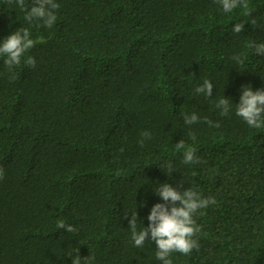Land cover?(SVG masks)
Returning <instances> with one entry per match:
<instances>
[{
    "label": "trees",
    "instance_id": "trees-1",
    "mask_svg": "<svg viewBox=\"0 0 264 264\" xmlns=\"http://www.w3.org/2000/svg\"><path fill=\"white\" fill-rule=\"evenodd\" d=\"M56 2L48 28L0 0V42L21 28L43 41L15 79L0 58V264H72L77 249L93 264H161L154 242L134 246L128 220L136 210L147 227L165 182L217 200L197 216L199 251L173 264H264V128L235 114L242 85L264 89V55L248 47L264 43V0H248L251 15L216 0ZM205 79L211 98L194 92ZM182 112L201 121L185 125ZM181 139L200 163H182Z\"/></svg>",
    "mask_w": 264,
    "mask_h": 264
},
{
    "label": "clouds",
    "instance_id": "clouds-1",
    "mask_svg": "<svg viewBox=\"0 0 264 264\" xmlns=\"http://www.w3.org/2000/svg\"><path fill=\"white\" fill-rule=\"evenodd\" d=\"M8 2L12 3L13 0H8ZM15 3L25 12L24 18L28 22L42 21L43 26L51 28L57 20L56 11L60 8V4L56 0H33L30 9L26 7L25 0H15ZM216 3L225 13L243 8L245 15H251L248 0H216ZM252 23H255V21H252ZM244 26L245 23H235L232 31L237 34L241 33L244 31ZM42 42V40L32 39L27 28L12 32L0 42V58H4V64L7 66L8 71L12 72L11 79L16 78L13 69L21 65L22 60L29 67L35 66V59L27 53L37 43ZM248 47L253 49L256 55H264V43L250 42ZM232 59L238 64L244 63L241 55H235ZM213 89V83L205 79L200 86L194 89V92L211 98ZM232 105L231 100L224 95L215 102V107L221 110V116L228 115ZM235 114L250 128H264V89L254 91L250 85H242L239 103L235 104ZM181 116L185 125H192L201 121V118L195 112L191 114L182 112ZM203 122L210 127H220L218 122L214 123L207 117L203 118ZM140 135L142 137L138 141L140 146H143L145 139H151V133L148 131H143ZM189 135L192 141H196L197 137L194 132L189 133ZM175 151L182 153V163L185 165L200 163V157L196 154L197 149L194 146H188L183 139L175 144ZM165 166L167 167V174L171 176L173 173L171 162ZM3 177V169H0V179H3ZM154 193L160 197L163 203H156L152 206L147 216L149 222L147 227L143 226L138 230V216L135 210L130 213L128 229H130L131 239L136 248H143L146 242H154L156 260L161 264H173L172 254L178 253L189 256L194 250L199 251V238L202 227L197 223V216H202V210L215 205L217 200L213 196L203 197L193 187L181 191L180 188L173 187L167 182L158 184L154 188ZM128 216L129 214L125 215V218H128ZM57 228L72 234L78 232L76 227L66 224L63 220L58 222ZM67 256L72 258V264H93L95 259L91 253L82 258L79 255V249L76 250L75 255L68 254Z\"/></svg>",
    "mask_w": 264,
    "mask_h": 264
}]
</instances>
